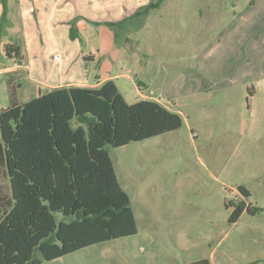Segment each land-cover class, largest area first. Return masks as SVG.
<instances>
[{
  "label": "rangeland",
  "instance_id": "1",
  "mask_svg": "<svg viewBox=\"0 0 264 264\" xmlns=\"http://www.w3.org/2000/svg\"><path fill=\"white\" fill-rule=\"evenodd\" d=\"M90 1L82 13L72 7L67 35L54 37L11 5L0 32V111L10 86L18 104L50 91L32 77L31 61L45 78L59 71L56 54L72 47L81 65L64 74L80 71L91 86L113 77L127 104L157 103L181 127L108 148L134 235L41 264H264V0ZM80 18L88 24L79 27ZM90 55L98 66L85 61Z\"/></svg>",
  "mask_w": 264,
  "mask_h": 264
},
{
  "label": "trees",
  "instance_id": "2",
  "mask_svg": "<svg viewBox=\"0 0 264 264\" xmlns=\"http://www.w3.org/2000/svg\"><path fill=\"white\" fill-rule=\"evenodd\" d=\"M6 2L1 0L0 32ZM73 31L71 37H79ZM14 94L10 86V104L0 111V172L6 180L0 185V264H41L134 235L130 201L108 148L175 131L180 117L154 102L127 104L111 80L98 89L55 88L22 104Z\"/></svg>",
  "mask_w": 264,
  "mask_h": 264
},
{
  "label": "crops",
  "instance_id": "3",
  "mask_svg": "<svg viewBox=\"0 0 264 264\" xmlns=\"http://www.w3.org/2000/svg\"><path fill=\"white\" fill-rule=\"evenodd\" d=\"M15 1H17V3L20 5L21 14L23 15L24 19L31 24V27L34 26L39 27L40 29L45 30V32H47L46 30H49L50 33H52L53 37L56 31H58V34L65 32L67 35L68 33L67 27L62 25V23L70 20V18L73 16V9H76V11L82 13L81 10L83 9V6L84 7L85 5L91 6L93 3L90 0H85V1L84 0H7L6 2L7 11H6L5 22L11 16V5ZM1 9L2 7H0V16L2 13ZM116 18H119V16H117ZM77 23H79L78 25L79 27H84L88 24V21H86L85 18H80V20ZM34 42L35 40H33L32 38L29 39L27 41V47L30 48L33 47L35 45ZM71 48L72 47L70 48L65 47L61 52L56 54L58 58L55 59L54 61L57 60L56 62L60 64L59 71L58 72L52 71L50 76H45L46 80L44 78L45 74L43 72L38 74L37 69L41 68L40 64L31 61L30 72L32 74V77H39L40 79H42L39 82L40 83L43 82L44 84L49 85V88L51 90L55 88H69V87L95 88V87H99L105 81L108 80L113 81L114 79L113 77H104L102 79L100 78V76H97L94 84L91 86L87 84V77L85 79L83 73L80 71L69 70L66 74H64V71L66 69L68 68L73 69L74 67L79 69L81 65L79 59L81 58V56L77 55L78 58L77 56H75L78 50L75 52V54H72ZM20 56L24 57L22 54ZM85 61L94 64L95 67L98 66L100 63L99 61H97L94 55H90L89 59ZM26 67L29 68V66Z\"/></svg>",
  "mask_w": 264,
  "mask_h": 264
},
{
  "label": "built area",
  "instance_id": "4",
  "mask_svg": "<svg viewBox=\"0 0 264 264\" xmlns=\"http://www.w3.org/2000/svg\"><path fill=\"white\" fill-rule=\"evenodd\" d=\"M58 58V56L57 57H55V59H57Z\"/></svg>",
  "mask_w": 264,
  "mask_h": 264
}]
</instances>
